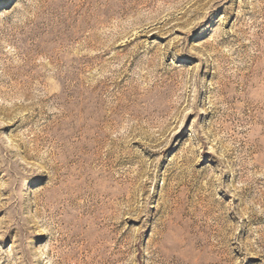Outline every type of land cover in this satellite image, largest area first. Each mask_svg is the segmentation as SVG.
Listing matches in <instances>:
<instances>
[{
	"label": "rangeland",
	"instance_id": "rangeland-1",
	"mask_svg": "<svg viewBox=\"0 0 264 264\" xmlns=\"http://www.w3.org/2000/svg\"><path fill=\"white\" fill-rule=\"evenodd\" d=\"M0 264H264V0H0Z\"/></svg>",
	"mask_w": 264,
	"mask_h": 264
}]
</instances>
